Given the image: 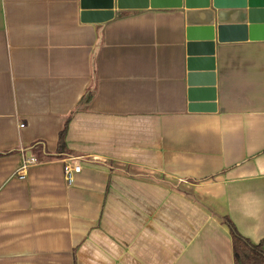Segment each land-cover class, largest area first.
<instances>
[{"label": "crops", "instance_id": "obj_1", "mask_svg": "<svg viewBox=\"0 0 264 264\" xmlns=\"http://www.w3.org/2000/svg\"><path fill=\"white\" fill-rule=\"evenodd\" d=\"M139 7L0 0V264H234L224 217L264 246V41L216 37L193 113L183 10Z\"/></svg>", "mask_w": 264, "mask_h": 264}, {"label": "water", "instance_id": "obj_2", "mask_svg": "<svg viewBox=\"0 0 264 264\" xmlns=\"http://www.w3.org/2000/svg\"><path fill=\"white\" fill-rule=\"evenodd\" d=\"M115 3L118 10L136 4L183 10L189 111L193 113L216 112V37L221 43L229 31L237 30L242 40L264 41V0H80L82 22L110 21Z\"/></svg>", "mask_w": 264, "mask_h": 264}, {"label": "trees", "instance_id": "obj_3", "mask_svg": "<svg viewBox=\"0 0 264 264\" xmlns=\"http://www.w3.org/2000/svg\"><path fill=\"white\" fill-rule=\"evenodd\" d=\"M89 99V98H88ZM86 99V102L87 100ZM67 125L60 133L58 152H67L65 142ZM223 224L228 228L233 241L234 264H264V246L262 243L255 244L243 237L237 230L230 218H222Z\"/></svg>", "mask_w": 264, "mask_h": 264}, {"label": "built area", "instance_id": "obj_4", "mask_svg": "<svg viewBox=\"0 0 264 264\" xmlns=\"http://www.w3.org/2000/svg\"><path fill=\"white\" fill-rule=\"evenodd\" d=\"M23 127V125H22ZM37 160L35 158H25L22 170L28 169L31 165H35ZM81 172V166L75 163L74 158H70L64 163V175L65 180L68 185H72L74 183L75 176Z\"/></svg>", "mask_w": 264, "mask_h": 264}]
</instances>
